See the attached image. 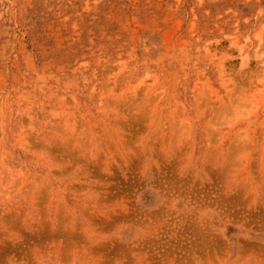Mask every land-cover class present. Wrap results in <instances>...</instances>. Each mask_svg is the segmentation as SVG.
I'll use <instances>...</instances> for the list:
<instances>
[{"label":"rangeland","instance_id":"rangeland-1","mask_svg":"<svg viewBox=\"0 0 264 264\" xmlns=\"http://www.w3.org/2000/svg\"><path fill=\"white\" fill-rule=\"evenodd\" d=\"M0 264H264V0H0Z\"/></svg>","mask_w":264,"mask_h":264}]
</instances>
